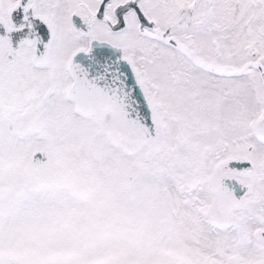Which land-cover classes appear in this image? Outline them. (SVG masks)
I'll use <instances>...</instances> for the list:
<instances>
[{"label":"snow or ice","instance_id":"obj_1","mask_svg":"<svg viewBox=\"0 0 264 264\" xmlns=\"http://www.w3.org/2000/svg\"><path fill=\"white\" fill-rule=\"evenodd\" d=\"M0 264H264V0H0Z\"/></svg>","mask_w":264,"mask_h":264}]
</instances>
